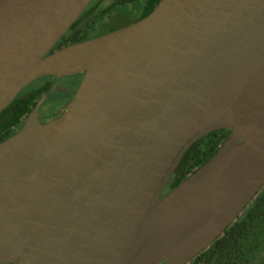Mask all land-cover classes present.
Returning <instances> with one entry per match:
<instances>
[{"label":"water","instance_id":"obj_1","mask_svg":"<svg viewBox=\"0 0 264 264\" xmlns=\"http://www.w3.org/2000/svg\"><path fill=\"white\" fill-rule=\"evenodd\" d=\"M91 0H0V111L83 73L63 113L0 142V264H186L264 187V0H159L52 47ZM216 151L162 193L185 151Z\"/></svg>","mask_w":264,"mask_h":264},{"label":"trees","instance_id":"obj_2","mask_svg":"<svg viewBox=\"0 0 264 264\" xmlns=\"http://www.w3.org/2000/svg\"><path fill=\"white\" fill-rule=\"evenodd\" d=\"M97 0H94L95 2ZM159 0H109L102 10H97L96 3L89 4L62 35L52 50L93 36V22L101 20L109 13L121 11L129 13L128 3L138 10L126 17V23L139 19L149 13ZM95 10V12H94ZM91 18V19H90ZM114 26L110 25L105 32ZM53 75L35 79L24 87L29 93L16 95L0 112V142L16 131L21 124V117L31 109L35 101L48 91ZM228 129H218L207 133L195 141L184 153L175 171L169 178L162 193L178 184L188 173L205 162L224 140ZM8 136V137H7ZM11 136V135H10ZM186 264H264V187L248 203L241 215L230 223L223 234L216 238L207 248L198 253Z\"/></svg>","mask_w":264,"mask_h":264},{"label":"flooded vegetation","instance_id":"obj_3","mask_svg":"<svg viewBox=\"0 0 264 264\" xmlns=\"http://www.w3.org/2000/svg\"><path fill=\"white\" fill-rule=\"evenodd\" d=\"M94 0H91L88 4H87V6L89 5V4H91V3H96V5H97V10H102V9H104L110 2H109V0H97V1H95V2H93ZM86 6V7H87ZM128 6H129V8H130V6H131V3H128ZM85 7V8H86ZM84 8V9H85ZM94 12H95V10H94ZM79 17V16H78ZM104 15H103V17H102V19L101 20H104ZM91 19V18H90ZM134 20H137V19H131L130 20V22L129 23H131L132 21H134ZM128 22L126 23V19L125 20H123V21H120V22H118V23H116V24H114V25H112V26H114L113 28L115 29V28H118V27H121V26H123V25H127V24H129ZM113 30V29H112ZM108 32V31H107ZM104 33H106V32H98V33H95V34H93V36L92 37H94V36H98V35H101V34H104ZM82 75H83V73H78V74H76V75H68V76H62V77H59V78H57L56 79V77H53L52 78V80H50V85H49V89H48V91L47 92H45L44 94H48V98L39 106V108H38V112H37V114H36V118L39 120V122L40 123H46V122H48L49 120H51V119H53V118H56V117H58V116H60L62 113H63V111L65 110V108H66V106H67V104H68V102L71 100V98L73 97V95H74V93H75V91H76V89H77V87H78V85H79V82H80V80H81V78H82ZM63 77H70L71 78V84L70 85H68V84H65V83H62L61 82V79H63L64 80V78ZM24 88H22L21 90H20V92L17 94V95H20V96H25V95H27L28 93H29V91L28 90H23ZM64 93L65 94H67V96H66V98L65 99H63V97H62V95H64ZM43 95V94H42ZM41 95V96H42ZM55 97H59V100H61V99H63L61 102H59V103H56L55 105H54V108L52 109V108H47V102H51L52 100H54L55 99ZM41 97H39L36 101H35V103L31 106V109L28 111V112H26V114H24L22 117H21V124L20 125H18V126H15L14 127V129L16 130V131H14V133L15 132H17L20 128H21V126L23 125V123H24V121L29 117V115L33 112V109L35 108V106H36V103H37V101L40 99ZM3 110V109H2ZM1 110V111H2ZM0 111V112H1ZM14 133H12V134H14ZM12 134H10V135H12ZM10 135H8V136H10ZM0 136H2V133L0 134ZM7 136V137H8Z\"/></svg>","mask_w":264,"mask_h":264},{"label":"rangeland","instance_id":"obj_4","mask_svg":"<svg viewBox=\"0 0 264 264\" xmlns=\"http://www.w3.org/2000/svg\"><path fill=\"white\" fill-rule=\"evenodd\" d=\"M138 12V10H136V8H134L132 5L129 8V13L128 14H123L121 11H117V12H113V13H109L108 15L105 16L104 20H99L97 19L95 22H93V30L91 31L92 34L98 33V32H105V30L110 26V25H114L120 21H123L126 19L127 16H132L134 14H136ZM63 79H61L62 83L71 84V78L70 77H63ZM67 96V94L64 93V95H62L63 99H65ZM63 99L59 100V97H55L54 100H52L51 102H47V108H54V105L56 103L61 102ZM57 105V104H56ZM55 105V106H56Z\"/></svg>","mask_w":264,"mask_h":264}]
</instances>
